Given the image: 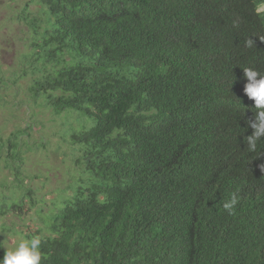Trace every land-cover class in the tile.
<instances>
[{
	"label": "trees",
	"instance_id": "obj_1",
	"mask_svg": "<svg viewBox=\"0 0 264 264\" xmlns=\"http://www.w3.org/2000/svg\"><path fill=\"white\" fill-rule=\"evenodd\" d=\"M253 2L28 0L15 15L28 46L14 75L30 78L35 104L79 123L66 140L79 179L22 233L41 238V264H264V147L244 144L256 110L242 68L264 75ZM25 132L0 138V169L20 191L1 198L3 217L34 205Z\"/></svg>",
	"mask_w": 264,
	"mask_h": 264
},
{
	"label": "rangeland",
	"instance_id": "obj_2",
	"mask_svg": "<svg viewBox=\"0 0 264 264\" xmlns=\"http://www.w3.org/2000/svg\"><path fill=\"white\" fill-rule=\"evenodd\" d=\"M27 1L0 0V79L7 84L0 86V138L6 140L17 130L28 132L20 138L27 143V147L21 143L22 174L29 176L23 186L25 192H33L34 203L33 207L22 209L20 213L9 212L0 216V249L3 250L24 239L23 232L42 225V218L61 204L69 194L66 188L81 175V169L75 163L79 153L66 141L70 129H77L79 123L73 116L54 115L40 105L41 100L37 101L40 106L35 104L29 97L30 78L14 75L17 71L20 74V56L26 53L28 46L27 34L22 33V25L16 21L15 15ZM76 116L82 122L86 121L81 114ZM13 184L11 172L0 169V201L12 191L20 195Z\"/></svg>",
	"mask_w": 264,
	"mask_h": 264
},
{
	"label": "clouds",
	"instance_id": "obj_3",
	"mask_svg": "<svg viewBox=\"0 0 264 264\" xmlns=\"http://www.w3.org/2000/svg\"><path fill=\"white\" fill-rule=\"evenodd\" d=\"M250 12L251 17L244 16L247 21L252 20L253 28L257 20L264 18V0H254L250 4ZM245 45L251 48L255 46V41L248 38L245 41ZM242 69L243 76L246 78L243 92L248 99L254 102L253 108L256 110L254 117L246 121L252 129V133L244 137V144L249 152H255L258 142L264 147V75L250 67ZM259 169L261 173H264V163L259 165ZM239 202L238 192L233 191L221 202V207L228 215H234ZM40 244L41 238L39 236H33L30 239H20L14 247L4 251L3 257L0 258V264H41Z\"/></svg>",
	"mask_w": 264,
	"mask_h": 264
}]
</instances>
